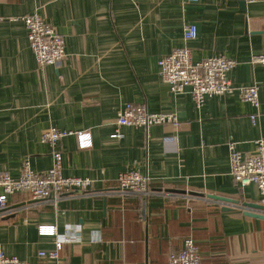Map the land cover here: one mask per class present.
Here are the masks:
<instances>
[{
	"label": "crops",
	"instance_id": "1",
	"mask_svg": "<svg viewBox=\"0 0 264 264\" xmlns=\"http://www.w3.org/2000/svg\"><path fill=\"white\" fill-rule=\"evenodd\" d=\"M34 11L65 38L60 66L38 64L21 19ZM189 23L198 36L185 42ZM183 45L195 61L235 59V91L207 97L202 107L189 91L172 93L159 60ZM254 54H264V0H0V172L17 178L26 161L39 172L51 168L42 133L52 126L89 132L88 148L76 134L58 142L63 173L93 178L94 188L107 192L56 205L11 196L0 249L29 264H169L193 238L202 264H264V219L212 198L262 203L258 187L242 186L230 162L231 142L250 152L264 137V63L253 64ZM252 84L259 85L257 124L240 92ZM127 103L174 112L179 128L122 126L123 137L115 138ZM132 168L151 177L154 195L119 192V173ZM41 225L60 234L80 225V241L65 243L59 262L42 258L56 238L40 234Z\"/></svg>",
	"mask_w": 264,
	"mask_h": 264
},
{
	"label": "built area",
	"instance_id": "2",
	"mask_svg": "<svg viewBox=\"0 0 264 264\" xmlns=\"http://www.w3.org/2000/svg\"><path fill=\"white\" fill-rule=\"evenodd\" d=\"M255 2L257 0H247ZM26 29L29 44L36 55L40 67L46 65L60 66L68 53L65 38L60 32L38 12L25 14L21 17ZM198 36L196 24L189 23L184 27V40L189 42ZM253 64L264 63V54H254ZM238 62L224 55H215L202 60L193 59L192 49L188 45L175 48L171 53L159 60L160 75L170 86L174 94L189 91L198 107H202L207 97L232 93L236 87L229 74ZM243 99L255 107L250 114L254 124L258 123L261 114L259 85L252 84L240 88ZM118 128L112 135L122 138V126H133L149 129L154 125H169L177 130L180 118L174 112H151L145 104L127 103L116 118ZM76 134L79 146L88 148L92 145L89 132H72L66 129L50 127L43 131L42 141L52 147L53 164L44 172L36 171L31 163L26 161L19 177L14 178L8 172H0V219L10 213V197L22 194L36 202H51L57 204L66 197L76 195L105 194L94 188L97 182L90 177L66 176L63 173V154L58 149V142L64 137ZM231 174L242 185L254 184L262 195L264 204V137L255 140V149L242 152L236 148L235 142L230 143ZM151 177L142 173L139 168L127 169L119 173V192L123 195H137L149 198L156 193L151 185ZM66 232L60 234L55 225H41L42 235L55 236V248L41 251L40 257L59 262L60 251L67 242L80 241V225L66 226ZM0 264H29L17 256H9L0 249ZM124 264V263H112ZM169 264H202L200 249L193 238H186L181 250L170 254Z\"/></svg>",
	"mask_w": 264,
	"mask_h": 264
},
{
	"label": "water",
	"instance_id": "3",
	"mask_svg": "<svg viewBox=\"0 0 264 264\" xmlns=\"http://www.w3.org/2000/svg\"><path fill=\"white\" fill-rule=\"evenodd\" d=\"M214 199H220L222 202H232L233 204L238 205L244 210V213L248 216L264 219V204L259 202H240L239 200H232L230 198L221 197V196H212ZM232 209V208H226Z\"/></svg>",
	"mask_w": 264,
	"mask_h": 264
}]
</instances>
